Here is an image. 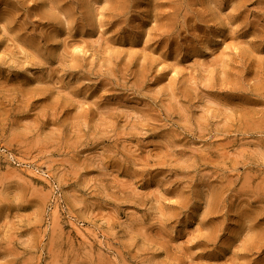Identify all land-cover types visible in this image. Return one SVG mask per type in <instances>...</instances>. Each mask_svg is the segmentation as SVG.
<instances>
[{
	"label": "rangeland",
	"instance_id": "rangeland-1",
	"mask_svg": "<svg viewBox=\"0 0 264 264\" xmlns=\"http://www.w3.org/2000/svg\"><path fill=\"white\" fill-rule=\"evenodd\" d=\"M0 264H264V0H0Z\"/></svg>",
	"mask_w": 264,
	"mask_h": 264
}]
</instances>
